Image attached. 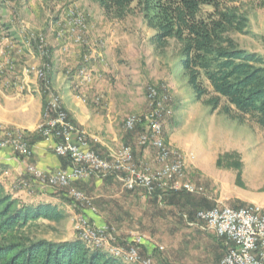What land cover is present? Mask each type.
<instances>
[{
  "label": "rangeland",
  "instance_id": "1",
  "mask_svg": "<svg viewBox=\"0 0 264 264\" xmlns=\"http://www.w3.org/2000/svg\"><path fill=\"white\" fill-rule=\"evenodd\" d=\"M241 8L249 23L244 34L233 37L242 49L264 62V0H242ZM153 35L139 16L109 21L95 0H0V67L4 70L0 79L6 87L24 93L26 88L20 90L21 83L9 78L18 63L26 61L23 73L40 84L44 111L50 94L59 96L66 110L62 96L70 90L62 92L51 77L53 47L64 55L76 52L77 63L68 66L61 81L71 78L77 100L99 109L98 126L104 128L102 136L108 138L105 141L113 151L102 155L93 148L86 131L71 121L87 136L89 147L103 157L130 148L138 169H159L152 141H139L151 133L148 116L157 107L162 114L164 143L171 153L185 156L184 180L197 191L129 190L119 175L92 176L103 180L98 191H87L90 195L75 188L91 202L90 208H83L68 195V186L57 189L49 181L38 183L28 173V167L35 165L27 166L26 176L5 190L20 204H35L31 199L49 191L62 200L58 203L64 213L61 221L41 228L47 239H79L121 264H139L146 259L150 264H203L215 259L210 246L215 239L214 232L196 217L199 211L215 206H258L264 213V131L248 118H238L234 107H230V115L224 113L225 101L212 111L204 102L208 96L199 99L188 84L178 46L171 41L159 51L150 42ZM41 47L48 50V58L41 55ZM45 64L50 71L44 85L27 68ZM82 70L91 75V81H83ZM151 90L156 92L155 98L149 96ZM127 120L135 122L133 129H128ZM42 122L43 117L35 130L39 135ZM5 131L13 137L21 135L28 144V131L0 121V135ZM0 150L29 157L9 147ZM80 217L93 227H105L107 235L91 238L80 233L76 229ZM137 238H142L139 261L132 260L129 250Z\"/></svg>",
  "mask_w": 264,
  "mask_h": 264
},
{
  "label": "trees",
  "instance_id": "2",
  "mask_svg": "<svg viewBox=\"0 0 264 264\" xmlns=\"http://www.w3.org/2000/svg\"><path fill=\"white\" fill-rule=\"evenodd\" d=\"M95 1L109 21L139 16L154 32L150 42L157 50L173 41L199 99L208 96L204 102L212 111L225 101L224 113L234 107L238 118L264 131V62L233 37L244 34L249 23L242 0ZM63 216L58 204H20L0 181V264H121L79 239L62 242L40 233Z\"/></svg>",
  "mask_w": 264,
  "mask_h": 264
},
{
  "label": "built area",
  "instance_id": "3",
  "mask_svg": "<svg viewBox=\"0 0 264 264\" xmlns=\"http://www.w3.org/2000/svg\"><path fill=\"white\" fill-rule=\"evenodd\" d=\"M45 56V53H44ZM45 70L43 69V83L45 85ZM1 74L4 70H0ZM83 81H91V75L85 70L80 71ZM20 88V87H18ZM50 110L43 121L40 135L52 143L57 156L67 158L70 170L46 172L36 166H29L28 173L38 183L40 181L53 182V188L58 189V184H68V195L75 203L83 208H90V200L79 190L72 187L73 183L92 176L116 175L121 176V181L126 189L135 190L143 188L147 191H188L196 192L197 189L190 182L184 180L183 155L171 153L168 147L161 145L158 138L157 107L149 114L151 133L139 139L141 144L152 141L157 150V160L160 168L155 170L149 167L138 169L134 163L131 149L128 148V164L111 163L109 156L103 157L89 147L87 136H82L78 129H72V123L66 117L60 116L56 106L54 94H50ZM135 122L129 125L135 127ZM149 136V137H148ZM0 147L12 148L22 155L30 156L29 145L23 138L11 136L10 132L0 135ZM205 223L227 245V251L220 264H264V213L261 207L232 208L228 206H215L209 210H201L196 216ZM77 230L82 234H89L91 238H102L107 235L105 227H93L88 220L79 218ZM142 238L135 239L129 250L131 257L138 255V245ZM150 264V260H144Z\"/></svg>",
  "mask_w": 264,
  "mask_h": 264
},
{
  "label": "crops",
  "instance_id": "4",
  "mask_svg": "<svg viewBox=\"0 0 264 264\" xmlns=\"http://www.w3.org/2000/svg\"><path fill=\"white\" fill-rule=\"evenodd\" d=\"M6 27L9 29L14 28L13 26ZM20 33L19 31L18 35L22 38L23 36ZM53 51L54 57L52 60L51 77L54 82L58 81V88L60 87L62 92H66L68 89L70 90L62 98L71 121L86 131L88 137L94 142L92 145L94 149L104 156L109 155V152L113 151V149L110 147L111 144L105 141L108 138L102 136L104 135L102 133L104 132V128L102 129L98 126L99 123L96 113H99V109L93 105L87 107L81 101L77 100L71 78H67V82L66 79L61 81L68 66H73L77 63L76 60L78 61L79 58L77 56L78 54L73 52V54L64 55L56 46L53 47ZM26 64H28L26 61L18 63L16 72L9 78L11 81H17L18 84L21 83L20 90H23V86L26 88L24 93H19L20 91L15 87H6V83L4 84V81L0 79V121L9 126L28 131L29 133L26 138L31 152L28 158H20L10 150H0V181L6 190H11L12 185L18 179L26 176V168L29 165H35L46 172L68 171L71 168L68 159L57 156L52 143L45 141L35 132L37 125L43 117L44 98L40 93V84L37 80L23 73L22 67ZM83 135L85 136L84 133ZM101 182L103 180H100L98 177H92L77 181L73 183L72 187L90 194L87 191H92L93 189L98 191ZM104 185L107 184L104 183ZM31 201H34V203L50 202L54 204L62 202L53 191H49V194L48 192L44 194L39 193ZM213 236L215 240L210 246L212 251H215V259L203 264H219V261L226 255L227 247L223 243V240L218 238L214 233ZM187 264H202V261L201 263L189 262Z\"/></svg>",
  "mask_w": 264,
  "mask_h": 264
},
{
  "label": "bare ground",
  "instance_id": "5",
  "mask_svg": "<svg viewBox=\"0 0 264 264\" xmlns=\"http://www.w3.org/2000/svg\"><path fill=\"white\" fill-rule=\"evenodd\" d=\"M79 43H80V41H79ZM41 51H40V53H41V55H43L44 56V53H45V57H47L48 58V50L47 51H45V50H43L42 49V47H41V49H40ZM28 69V72L31 74V73H33V74H35L36 75V77L40 80V81H42L43 82V69H44V66L42 67V68H37V67H33V68H27ZM0 70H2L1 69V67H0ZM49 65L48 64H46V70H45V82H46V80L48 79V73H49ZM155 93L156 92H154L153 90H151V92H150V97H154L155 96ZM156 97V96H155ZM154 97V98H155ZM54 98H56V106H57V108H58V113L60 114V116H63V117H66L67 118V121H69V122H71V119H70V117H69V115H68V113H67V111L64 109V107H63V104H62V100H61V98L59 97V96H54ZM153 99V98H152ZM49 110H50V100H48V102H47V104H46V109H45V111H44V114H43V121H45V118L47 117V115H48V113H49ZM158 114L161 116L160 118H158V138L160 139V143H161V145H163V146H165L166 147V145H165V143H164V140H163V127H162V124H161V118H162V114L160 113V111H158ZM128 122H127V127H128V129H129V125L130 124H132V123H134V121L133 120H127ZM43 123V122H42ZM72 123V122H71ZM42 126V125H41ZM41 126H40V130H41ZM72 129H77L76 127H75V125L72 123ZM79 132V131H78ZM82 136H84L83 135V133H81V132H79ZM12 136V135H11ZM16 138H22V136L21 135H18V136H16ZM109 162H111V163H121V164H128V148L127 149H124V150H121V151H119L118 153L117 152H115L114 154H112V155H110L109 156ZM50 183H52L53 184V182H51V181H49ZM51 185V184H50ZM58 186H60V187H67L68 186V184H58ZM255 207H258V206H255ZM103 236V235H102ZM130 254H131V252H130ZM132 260H142L141 259V257H133V259ZM143 262L142 263H139V264H146V262L144 261V260H142Z\"/></svg>",
  "mask_w": 264,
  "mask_h": 264
}]
</instances>
